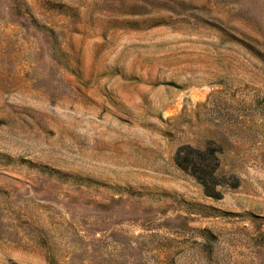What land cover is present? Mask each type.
<instances>
[{
    "label": "rangeland",
    "instance_id": "374dc122",
    "mask_svg": "<svg viewBox=\"0 0 264 264\" xmlns=\"http://www.w3.org/2000/svg\"><path fill=\"white\" fill-rule=\"evenodd\" d=\"M0 264H264V0H0Z\"/></svg>",
    "mask_w": 264,
    "mask_h": 264
},
{
    "label": "trees",
    "instance_id": "16d2710c",
    "mask_svg": "<svg viewBox=\"0 0 264 264\" xmlns=\"http://www.w3.org/2000/svg\"><path fill=\"white\" fill-rule=\"evenodd\" d=\"M181 150L179 151V153L177 154V163H178V166H180V167H182V168H187L186 166V164L184 163V161H182L181 160ZM211 160H212V158H211Z\"/></svg>",
    "mask_w": 264,
    "mask_h": 264
}]
</instances>
